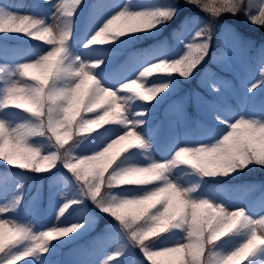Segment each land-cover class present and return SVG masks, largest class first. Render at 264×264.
Returning a JSON list of instances; mask_svg holds the SVG:
<instances>
[{
	"label": "clouds",
	"instance_id": "1",
	"mask_svg": "<svg viewBox=\"0 0 264 264\" xmlns=\"http://www.w3.org/2000/svg\"><path fill=\"white\" fill-rule=\"evenodd\" d=\"M170 2L197 8L207 22L196 26L177 58L156 59L112 84L99 75L103 59L84 58L71 49L74 15L82 0H58L50 22L0 4V34L22 35L43 46L33 58L18 63L8 84L0 88V110L26 117L11 126L0 120V162L37 175L62 167L78 198L63 203L56 219L87 201L113 222L144 264H249L264 250V214L253 218L243 207L229 208L214 194L202 195L201 188L207 180L227 179L249 166L264 168V117L248 115L224 122L227 131L211 144L177 147L167 159L156 160L151 145L137 131L146 113L134 109L151 104L168 89V83H154V78L191 77L207 56L222 15L244 12L251 25L264 27V3L258 13L248 15L244 0H213L212 12L206 8L207 0ZM176 11L175 7L170 12L121 9L104 20L81 48L91 54L123 37L152 32L170 23ZM36 140L46 141L47 150L34 146ZM84 146L90 150L81 154ZM133 154L143 162H131ZM18 203L0 208V213L14 211ZM81 226L37 232L30 223L0 219V264L39 261L52 241ZM173 233L179 234L173 244L155 247ZM231 239L239 242L230 250L219 249ZM119 255L107 259L111 262Z\"/></svg>",
	"mask_w": 264,
	"mask_h": 264
},
{
	"label": "rangeland",
	"instance_id": "2",
	"mask_svg": "<svg viewBox=\"0 0 264 264\" xmlns=\"http://www.w3.org/2000/svg\"><path fill=\"white\" fill-rule=\"evenodd\" d=\"M36 0H0V4H6L8 8H10L13 12H17L20 14H26L37 18H42L41 11H45L49 13L50 17L52 16L53 10H52V4L47 2L45 3V0H39L43 4L40 5L39 3H35ZM49 1V0H48ZM139 0H98L96 3V6L92 5L90 7L92 12V18H94L95 23L93 26H91V30L88 31V27L85 29L86 34L85 37L82 39H78L76 41H72L71 43V49L74 53L79 54L86 57V52L81 48V44L95 31L99 25L106 20L114 11H119L120 9H127L129 11H153L157 8L159 2H153V1H145V2H138ZM87 3V0H82L81 5L76 10V13L74 15V22L77 18V16L81 13V8H84ZM264 3V0H251L248 5V13L256 14L259 12L260 5ZM89 9V10H90ZM85 13H82V19L84 17ZM236 18L241 22L243 21L244 24L250 29L251 31L255 32L251 25H249L246 22V18L243 16H236ZM47 22H50L48 20ZM190 26L187 28V30L190 28H196L197 24L194 22L189 23ZM77 24L73 23V35L75 34ZM194 30H192L188 35H186L182 40V45H180L178 52V56L183 53V44L188 43L191 40V35ZM223 37L230 38V46L228 45V48L226 49L225 55L221 56L220 58H214L212 56L211 58L214 60H221L219 64L221 66H227L229 69H231L234 73H238L236 76L241 77L237 79L236 77H233V82L230 83L229 86H222L215 84L214 80L212 79L214 76L210 75L209 79L210 82H205L209 85V89H213L215 87L216 94L214 96H208L206 95L202 88L204 87H193L191 86V82L189 81L187 84H178L175 85V81L172 77H161V78H154V83H168L169 87L164 92L161 93L151 104L148 105H136L134 110H143L146 115L142 117V123L143 122H152V125H158L161 126L163 124V121L166 123H170V125L173 127L174 134L179 133L182 128V119H177L178 115L176 114V108L170 107V105H166L167 99L172 96L176 92L183 93V96L181 98V104L188 110L190 115L193 117L194 115H204L207 119L210 120V123L213 124L216 127V132L212 135H210V131L207 129L206 123L199 119L197 121V124L195 126V132L193 134H190L188 136L187 142H184V146H196L199 144H211L215 140V135L218 134L219 137L227 131V128L225 127V123H232L235 119L241 117V116H248L250 113L255 112L256 116L264 117V100H256L253 101V97L251 96V93L248 91L249 86L253 83H258L259 81V69L261 66H257L258 72L254 77L249 79V66L250 63L246 64V60L248 56H244L243 51L245 48H251V46L248 44L250 41L242 42V39L231 37V35H225L223 33ZM73 37V36H72ZM5 38H26L22 35L18 34H0V69H3L0 71V87L3 86V84L6 82L7 78L11 75L13 72L15 66L18 63H21L27 59L33 58V52L37 50H43L42 45H38L36 42L31 41L26 38L25 42H28L26 45H9L4 44L3 40ZM128 38L123 37L120 40L116 41L114 44L111 45H119L124 39ZM227 40V39H226ZM4 50H1V49ZM96 53H91L92 56L90 58H104L109 55V52H99L98 49H96ZM80 51H83L81 54ZM253 53V51H252ZM178 56L174 57L173 59L177 58ZM113 57L104 58V63L107 61L110 62ZM225 61L226 63H224ZM264 61V60H263ZM146 63H143V65ZM140 65L137 66L129 75H125L119 79H117L115 82L120 81L124 78H130L132 77L135 72L139 69ZM217 71H223L222 69H217ZM100 75V70H99ZM104 82L106 84H112L108 81ZM114 82V83H115ZM235 84H239L242 89V94L244 95V105L242 106L245 109V113H238L239 105L236 106V103H234L232 100L235 98L237 101H241L240 94L233 93L230 89L231 86H234ZM264 89V84H261L258 89H256L255 93L259 90ZM236 92V91H235ZM222 100V101H221ZM235 106V109H234ZM229 108V109H226ZM232 110V111H231ZM231 111V112H230ZM230 112V113H229ZM164 116V117H163ZM202 118V117H201ZM26 117L24 114L16 112L15 110H0V120L4 121L7 125H15L17 123L22 122L25 120ZM149 127V126H147ZM137 131L146 139L148 144L151 145V152L150 154L152 157L156 160H164L167 159L168 156L165 154L164 158L158 157L154 153V147H157L159 145V129H156V133H152L151 135L148 134L150 131L149 128H144V126L137 129ZM33 145L47 150L48 146L46 141L44 140H36L33 141ZM183 146L182 144H178L177 147ZM89 149L88 146H84L81 148V154H84ZM175 148L172 150L174 151ZM131 162H137L142 163V159L139 156L138 159H133L132 157L129 158ZM0 166H3L6 170L9 172L6 176L0 174V208H6L10 209L11 205L15 203L14 201L19 198L20 203L26 202V205L29 209L23 212L19 215V212H17V207L14 211H8L5 216L0 217V219H8L10 221L20 223V224H31L33 226L34 231H43L47 228H50L52 226L57 227H64V226H70L71 221L65 220V216L61 217L60 220L56 219L57 212L59 210V202L62 198L65 197V190L68 189L67 183L64 179V176H69L67 172L64 171L62 167L57 166L56 169H54L52 172L47 174H34L24 171H19L15 168H10L4 163L0 162ZM57 171H60L61 174L57 173ZM57 173V174H56ZM235 174V173H234ZM233 174V175H234ZM64 175V176H63ZM184 173L181 172V176H183ZM232 175V176H233ZM45 182L46 188H40V184ZM235 185V184H234ZM234 185H223V184H212V183H203L201 188V194L202 195H208V194H214L215 198L226 204L229 208L233 207H243L247 210L248 214L251 215L253 218L259 216L260 214H264V205L257 206L251 204V187L250 186H234ZM234 186V187H233ZM45 198L46 197V205L44 209V213L42 216L34 217L33 214L37 210L36 203L38 202V197ZM31 197V201H29V197ZM79 212H83L82 206L78 209ZM80 218H83L82 216H79ZM13 218V220H11ZM88 219H91V216L88 217ZM114 225V224H113ZM178 233H173L171 235V240L168 242H164V238L162 237L158 242V247H166L171 244H173L176 239L178 238ZM118 241V239H116ZM236 239L228 240L227 243L224 245V243L220 244L218 247L220 250L227 251L233 248L236 244ZM125 243V242H124ZM157 245V244H156ZM155 245V247H156ZM109 250L117 253L119 252L120 255H132L129 253L128 246H121L120 244H117L113 242L109 247H106L104 252L99 253L98 255L95 254L92 250V252H89V255H85L86 262L83 261L80 263V260L83 255L80 256H71V254L68 252L65 255L62 254L64 262L61 263V261H58L59 264H101L102 260L107 258V255L109 253ZM85 254V252H84ZM258 256H253L249 264H264V250L258 251L256 253ZM41 258V257H40ZM39 258V259H40ZM90 261H89V260ZM62 260V259H61ZM115 262H109V264H113ZM141 261H132L130 264H140Z\"/></svg>",
	"mask_w": 264,
	"mask_h": 264
},
{
	"label": "trees",
	"instance_id": "3",
	"mask_svg": "<svg viewBox=\"0 0 264 264\" xmlns=\"http://www.w3.org/2000/svg\"><path fill=\"white\" fill-rule=\"evenodd\" d=\"M94 1V0H93ZM159 3L161 4V8H157V9H170L175 7L177 9L176 11V15L175 18L168 23L167 25H164L158 29L153 30V32L157 33L155 35L160 36H164L167 37V39L170 42H173L171 44V47H173V44H181L183 38L188 35L193 29H183L182 28V20L185 18H188L190 16H197L201 22L200 24L206 23L208 20V17L206 16V14H204L203 12L199 11L197 8L185 5L183 3H180L179 5H172L170 0H158ZM251 0H244V7H245V11L248 13V5L250 3ZM197 14V15H196ZM248 15H252L251 13H248ZM236 16H243L246 18V22L251 25L249 23V19L248 16L245 15L244 12H240L235 16L232 15H222L220 17V19L216 22V26H215V31L213 33V38L210 44V47H213L215 44H217L219 41L217 40V36L220 35V28L219 25H229L233 28H238L239 30H241L244 34H248L251 36H264V27H254L253 25L252 28L254 29L255 32L251 31L250 29H248V27L244 24L243 21H239ZM87 17V15L85 16ZM190 21V20H189ZM82 30V28H79V31ZM178 31V34H180L179 36H175L174 31ZM150 33V32H149ZM149 33H145V35H148ZM240 33V32H239ZM135 35H139V34H134V35H130L127 36L128 38L133 37ZM140 37V36H139ZM138 37V38H139ZM149 37V36H148ZM182 45V44H181ZM113 63V62H112ZM176 78H179L178 74L174 75ZM254 177L255 179L260 178L262 180H264V168H258V167H254ZM250 171V169H249ZM98 228V227H95ZM91 230V227H89L88 232L86 233V235L89 233V231ZM64 239L62 244L64 246L68 245V247L71 244L74 243H79L80 240V236L79 237H74L72 238V240H66V238H62ZM60 239V240H62ZM60 240H54L52 241V243L56 242V241H60ZM59 251L58 248H53L51 250H48L44 255L43 258L40 259L42 264H55V258L57 257ZM28 260L24 262V264H33L31 258H27ZM23 264V262H22Z\"/></svg>",
	"mask_w": 264,
	"mask_h": 264
},
{
	"label": "snow or ice",
	"instance_id": "4",
	"mask_svg": "<svg viewBox=\"0 0 264 264\" xmlns=\"http://www.w3.org/2000/svg\"><path fill=\"white\" fill-rule=\"evenodd\" d=\"M206 8L210 11V12H212V11H216V9H215V7H214V3H213V0H207V3H206ZM121 10V9H120ZM119 10V11H120ZM124 11H129V10H127L126 8L125 9H123ZM160 10H163V11H167V12H170L171 10L170 9H160ZM116 12H118V11H114L111 15H113V14H115ZM145 12H149V11H145ZM110 15V16H111ZM156 59H159L156 55H152L151 57H145L144 58V62L145 63H150V62H152V61H154V60H156ZM141 66H143V64H140V67ZM3 69H0V71H2ZM9 80H10V76L7 78V80H6V82L3 84V86L2 87H0V88H4L7 84H8V82H9ZM261 83H264V61H261V67H260V69H259V82L258 83H253V84H251V86H249V88H248V91L250 92V93H252V92H254L256 89H258L259 87H260V85H261ZM215 87V86H214ZM249 115H255V112H252V113H250ZM19 201V198H17V200H16V202L15 203H13L10 207H15V205H16V203ZM3 209H6V208H3ZM6 213H7V211H5V212H3V213H0V217H2V216H5L6 215ZM63 217V216H62ZM60 219H61V217H60ZM59 219V220H60ZM88 223V221L86 220V219H81V218H79L78 220H77V222H74V223H72V224H80V225H82L77 231H75V232H73V233H71V235L72 234H74V233H78L81 229H83L84 227H85V225ZM72 224H70V225H72ZM55 226V225H54ZM68 226V225H67ZM67 226H64V227H67ZM57 227V226H56ZM70 235H68L67 237H69ZM108 258V257H107ZM104 259V260H102V262H101V264H109V261H108V259Z\"/></svg>",
	"mask_w": 264,
	"mask_h": 264
}]
</instances>
